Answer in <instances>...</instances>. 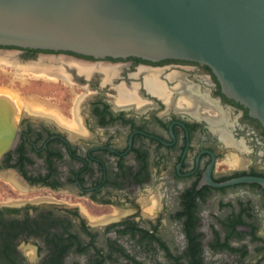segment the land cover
<instances>
[{
  "label": "flooded vegetation",
  "instance_id": "obj_1",
  "mask_svg": "<svg viewBox=\"0 0 264 264\" xmlns=\"http://www.w3.org/2000/svg\"><path fill=\"white\" fill-rule=\"evenodd\" d=\"M4 52L24 67H96L83 76L67 66V79L30 77L53 85L50 101L0 114V141L9 142L0 180L20 184L18 203L0 202V264H264V188L232 182L264 177V126L209 66ZM148 77L173 97L150 92ZM178 82L187 92L173 89ZM191 90L206 102L194 111L179 99Z\"/></svg>",
  "mask_w": 264,
  "mask_h": 264
},
{
  "label": "water",
  "instance_id": "obj_2",
  "mask_svg": "<svg viewBox=\"0 0 264 264\" xmlns=\"http://www.w3.org/2000/svg\"><path fill=\"white\" fill-rule=\"evenodd\" d=\"M0 46L197 61L264 126V0H0ZM12 105L0 94V114Z\"/></svg>",
  "mask_w": 264,
  "mask_h": 264
},
{
  "label": "bare ground",
  "instance_id": "obj_3",
  "mask_svg": "<svg viewBox=\"0 0 264 264\" xmlns=\"http://www.w3.org/2000/svg\"><path fill=\"white\" fill-rule=\"evenodd\" d=\"M13 52H4V53H0V62H2L3 63V61L4 62H9V64H13L14 65V71H15V74L16 73H19V75H16V77H21V78H23L24 79V73H26V74H29V75H31V76H34V77H43V78H46V79H55L57 76H62L63 78H65V79H67V73L65 72L66 70H67V66H69V67H72V68H76V70L78 71V72H80L81 74L82 73H89V72H91L95 67L94 66H91L90 64H82V63H74V62H69V61H67V62H65V63H63V60H59V61H57L56 63H52L53 65H44V64H40V65H37V66H34V67H32V66H26V67H24L23 65L22 66H20L19 64H17V62H15L13 59H15L14 57H13V54H12ZM18 55V54H17ZM41 60V59H40ZM37 61V60H36ZM42 61V60H41ZM40 61V62H41ZM62 61V62H61ZM45 62H47V61H45ZM61 62V63H60ZM23 63V62H22ZM49 63V62H48ZM1 64V63H0ZM13 68V67H12ZM68 70H69V68H68ZM96 72V71H95ZM66 73V74H65ZM70 73H72V72H70ZM92 73H94V72H92ZM91 73V74H92ZM102 73V72H101ZM74 74V73H73ZM104 74V73H103ZM83 75V74H82ZM109 75V74H108ZM72 76V75H71ZM80 76V75H79ZM84 76V75H83ZM91 77V76H90ZM104 77H107V75H105ZM73 78V77H72ZM103 78V77H102ZM108 78H111V77H108ZM69 80V79H68ZM63 81H64V79H63ZM70 82V81H69ZM185 83V82H184ZM164 84V83H163ZM145 85H146V87H147V89L150 91V92H152V93H155V94H157V95H159L160 97H162V98H165V97H167V95L165 94L166 93V91H164V87L162 86V85H160L159 83H157L153 78H150V77H148L147 79H146V83H145ZM121 88V87H120ZM186 88L188 89L189 87H187L186 85H183L182 84V82L180 83V82H178V84L175 86V87H173V89L174 90H180V91H185V92H187L186 91ZM122 89V88H121ZM138 89V88H137ZM169 89V88H168ZM120 90V89H119ZM127 90V89H126ZM7 91H9L8 89H5V88H2V87H0V94H2V95H8V97H9V99H11V102H12V106H15L16 108V110H15V116H18V114L20 113V109H24V108H26L27 110H29V111H31V108H29L30 106H32V105H30V106H28L29 104H27L26 103V101L25 100H23L24 99V97L22 98V99H20V98H18L19 96H15L14 97V95H11L10 93H8ZM13 92V91H12ZM11 92V93H12ZM119 92H121V91H119ZM185 92H182V94L179 96V99L181 100V101H183V102H181L180 104L181 105H183V106H185V108L186 109H189L190 111H194L200 104L202 105V104H204V103H206V102H204V101H202L199 97H196V94L194 95L193 94V92H192V90H191V93L189 94H187V93H185ZM128 93V92H127ZM169 93V92H168ZM167 93V94H168ZM14 94V93H13ZM124 94V93H123ZM126 94V93H125ZM172 95V91H171V94H169L168 95V97H167V99H170L171 96ZM125 96V95H124ZM127 96V95H126ZM119 97H120V95H119ZM172 97H173V95H172ZM29 98V97H28ZM33 99V97H30L29 99ZM130 98V97H129ZM131 98H132V96H131ZM134 98H136V99H138L139 97H135L134 96ZM177 98V97H176ZM119 99H121V97L119 98ZM38 101V100H37ZM173 101V100H172ZM32 102V101H31ZM39 102H40V100H39ZM172 103V102H171ZM170 103V104H171ZM179 103V102H178ZM169 104V105H170ZM167 105H168V103H167ZM172 105V104H171ZM176 106V105H175ZM220 116V115H219ZM218 117V116H217ZM215 118V117H214ZM219 118V117H218ZM223 118V117H222ZM217 119V118H216ZM224 120H226V119H223V121ZM14 121H15V119H14ZM216 121V120H215ZM215 121H214V123H215ZM220 121V120H219ZM222 121V120H221ZM223 121H222V123H223ZM218 123V122H217ZM221 125V122L220 123H218V125ZM81 125V124H80ZM214 125V124H213ZM218 125H216V126H218ZM219 125V126H220ZM222 125H226V123L225 124H222ZM218 126V127H219ZM80 127V126H79ZM225 127H227V126H225ZM224 128V127H223ZM221 130V129H220ZM223 130V129H222ZM221 130V131H222ZM224 132V131H223ZM221 133V132H220ZM225 133H227V132H225ZM219 135H221V134H219ZM228 136H229V134H227ZM226 135V136H227ZM223 136H225L224 134H223ZM230 137V136H229ZM228 137V138H229ZM221 138L223 139L224 137H222L221 136ZM227 138V137H226ZM226 138H224L225 140V143L226 144H228V142H227V139ZM229 140V139H228ZM231 144V143H230ZM236 145H237V143H236ZM241 146V145H240ZM236 147V146H235ZM238 149V148H237ZM233 153V152H232ZM235 153V152H234ZM233 153V154H234ZM237 153V152H236ZM233 154H232V159H234L235 157L233 156ZM231 155V154H230ZM229 155V156H230ZM239 157V156H238ZM237 156H236V158H238ZM240 159H242L241 157H239ZM231 159V160H232ZM235 160V159H234ZM241 161V160H240ZM233 162V161H232ZM231 162V163H232ZM234 162H236V161H234ZM242 162V161H241ZM237 164H240V162H239V160L237 159V163H236V165ZM7 203H11V202H7Z\"/></svg>",
  "mask_w": 264,
  "mask_h": 264
},
{
  "label": "rangeland",
  "instance_id": "obj_4",
  "mask_svg": "<svg viewBox=\"0 0 264 264\" xmlns=\"http://www.w3.org/2000/svg\"><path fill=\"white\" fill-rule=\"evenodd\" d=\"M14 70L15 69H13L11 65H8V64L7 66L0 65V87L8 89L9 91L7 92L10 93L11 95H14V97L16 95L19 96L18 98L20 99L24 97L23 100H25L26 103L29 104L28 106L32 105L30 106L31 108L33 107V105L39 103V99L40 101H43V102L50 101L51 99L50 95L54 88L53 85L43 86L46 83L42 81L32 80L31 78L34 76H31L29 74H25L27 76H24V79L21 77H16V75H19V73L15 74ZM4 96L8 97V95H4ZM28 97L29 98L33 97V99L32 98L29 99ZM43 102H40V103H43ZM12 107L14 108V106ZM3 179L8 180L14 187L7 185L2 180H0V202L18 203L19 199H16V198L20 197V192L16 190L15 187L20 188V184L18 183L19 184L18 185L16 183H13L10 180L11 176L9 175L4 176Z\"/></svg>",
  "mask_w": 264,
  "mask_h": 264
}]
</instances>
